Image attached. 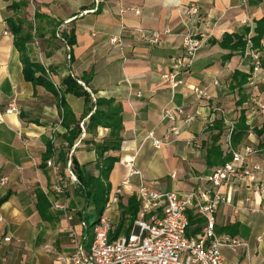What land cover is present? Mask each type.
Wrapping results in <instances>:
<instances>
[{
    "label": "crops",
    "instance_id": "crops-1",
    "mask_svg": "<svg viewBox=\"0 0 264 264\" xmlns=\"http://www.w3.org/2000/svg\"><path fill=\"white\" fill-rule=\"evenodd\" d=\"M19 1H26L27 6L19 10L10 6ZM191 3L200 8L197 20L186 14ZM11 16L25 19L23 30L31 35L27 54L35 62L44 59L59 90L71 74L85 84L94 100L114 98L121 103L123 140L118 150L109 152L117 157L109 175V195L128 173L125 161L133 158L142 180L156 190L185 195L197 188L194 176L221 166L207 162V150L218 133L214 124L222 123L219 144L224 154L230 153L229 128L246 109L248 137L236 150L244 152L246 146H252L255 152L245 155L242 164H259L262 172L242 184L220 188L229 202L220 205L216 213V232L247 242L236 251L220 248L229 264H264V133H257L264 122L249 102L237 103L240 90L231 86L235 71L249 73L253 63L245 51L231 53L220 43L225 34H240L246 26L254 34L256 22L264 17V0H0V179L7 178L0 184V263L66 264L63 258L73 251L67 235L69 222L52 203L64 202L75 213L72 223L87 249L93 238L91 226L101 213L85 207L76 190L78 183L65 179L64 195L53 189L54 171L43 164L44 138L57 135L56 145L66 147L61 135L67 129L54 94L24 76L21 53L7 22ZM141 29L169 31L162 34L159 43L150 45L140 38ZM63 31L72 32L73 44L69 45ZM187 33L198 35L205 43L191 68L182 74L185 84L173 90L162 75L182 54ZM112 35H120L122 45L113 44ZM259 52L263 56L264 38ZM197 87H207L211 98H198ZM242 92L248 96L259 93L264 99V68L257 85L248 81ZM65 99L81 118L80 123H88L85 99L70 93ZM12 101H16L18 112L10 114L6 110ZM168 105L184 106L196 117L190 124L179 117L178 133L171 136L168 145L158 148L147 135L153 132L157 138L164 137L172 123L163 118ZM109 134L107 127L86 126L85 135L76 139L80 143L70 152L80 165L95 163L93 142L107 139ZM89 169L98 173L93 166ZM139 182L138 176L132 177L118 204L110 207L112 235L129 199L134 196L138 200ZM38 193L45 197L40 200L42 205ZM5 196L7 199L1 201ZM39 205L47 207L45 215ZM190 212L200 216L194 209L188 215ZM134 221L127 219L124 228L132 230ZM204 226L203 218L200 232L189 237L202 234ZM124 234L128 233L120 235Z\"/></svg>",
    "mask_w": 264,
    "mask_h": 264
},
{
    "label": "built area",
    "instance_id": "built-area-1",
    "mask_svg": "<svg viewBox=\"0 0 264 264\" xmlns=\"http://www.w3.org/2000/svg\"><path fill=\"white\" fill-rule=\"evenodd\" d=\"M186 14L193 19L200 18V8L196 3H191L186 8ZM169 29L143 30L139 32L140 38L150 44L159 43L161 36ZM110 41L113 44L122 45L123 39L120 35H112ZM205 39L194 33H187L182 42V54L175 59L171 69L163 73L162 77L171 85L173 90L185 84L182 74L188 71L194 63L195 57L203 47ZM38 45V44H37ZM38 47V46H37ZM245 53L251 58L253 63L249 84L257 85L263 71L261 53L253 48L251 33L247 36ZM70 59V55H68ZM47 76L53 80V73L42 60ZM84 84V83H83ZM218 84V81H214ZM58 88V85L55 84ZM198 98H211L207 87L194 89ZM249 103L254 112L263 117L264 122V99L259 93H251ZM8 113L18 112L16 101L8 106ZM179 117L185 123L194 121L196 114L187 113L184 106L168 105L164 108L163 118L171 121L169 128L163 138H157L153 132H149L147 138L152 139L156 147L168 145L170 138L176 135L179 127L176 124ZM82 127L81 136L85 135V121L80 123ZM231 125L228 141L231 146ZM51 139L56 143V137L51 135ZM80 143L76 140L73 147ZM252 146H246L244 152L232 151V158L223 165L214 168L208 174L194 176L199 182V186L185 195H180L173 190L159 191L147 185L142 180V173L136 165L135 158L125 161L128 173L121 183L109 195L104 211L100 214L98 221L93 227V238L89 248H85L79 234L73 225L75 213L69 209L64 202L55 201L52 203L54 209L64 212L69 222L67 235L73 251L63 259L66 264H229L223 254L221 247H228L236 251L241 246H247V242L231 235H218L216 232V213L220 205L229 202L227 195L223 194L220 188L223 185H238L244 183L248 178L254 177L256 173L262 172L259 164L244 166L243 157L254 153ZM72 151L67 162L69 177L72 182H77V175L73 168ZM47 165L54 171L55 183L53 189L56 193L64 195V175L54 158L47 161ZM138 176L140 182L136 191L139 201V211L134 221L133 229L130 233L120 235L116 239H111L112 221L109 215L111 206L118 204L120 196L126 187L131 184L132 177ZM7 178L0 179V184L4 185ZM194 209L205 219L203 233L197 237H189L187 228L190 225L188 211ZM0 219H2L0 215ZM81 224L85 227L86 221ZM9 239V238H6ZM261 240V238H258ZM2 264V263H0Z\"/></svg>",
    "mask_w": 264,
    "mask_h": 264
},
{
    "label": "trees",
    "instance_id": "trees-1",
    "mask_svg": "<svg viewBox=\"0 0 264 264\" xmlns=\"http://www.w3.org/2000/svg\"><path fill=\"white\" fill-rule=\"evenodd\" d=\"M15 10L23 9L27 6L26 1H19L10 5ZM8 26L14 35L15 46L21 53V60L23 62V72L27 80L39 83L47 87L56 97L57 104L60 110L61 122L66 127L67 131L61 135V143H66V147L56 145L51 137L44 138L46 144V151L43 155V164L46 166L50 158H54L55 162L60 168V172L64 175L67 181H71L67 169V162L70 155V150L73 147L75 140L82 134V127L80 119L77 118L67 104L65 95L70 93L77 97H83L86 103V112L84 116H88V123L85 122L87 128L96 129L98 126L107 127L110 129V134L107 139L93 142L94 148L97 152V160L95 163H86L80 165L72 154L73 168L77 175L78 183L76 190L78 194L85 200V207L92 206L97 212L102 213L109 198V175L113 168L117 157L109 154L111 150H118L121 147L123 140V114L122 105L114 98L98 97L93 99L92 94L86 89L85 84L81 83L74 75H68L62 82L63 89L60 90L55 86L54 82L47 76L44 65L41 62H35L30 59L27 54V45L31 40L29 32H24L23 24L25 19L20 16H11L7 18ZM254 34L251 33L249 26L244 27L243 31L233 34H225L221 40V45L231 49V53L235 50L244 52L247 44V36L251 33V41L253 48L262 50V39L264 38V17L256 22V27L253 29ZM66 36L69 45L73 44L72 32L62 33ZM258 50V51H259ZM262 64L264 66V54L261 56ZM251 73H244L235 71L232 77V88H239L240 98L237 101L239 105L244 102H249L250 95L242 92L244 85L249 81ZM88 85V81L85 82ZM214 127L218 129L217 136L213 139L212 144L207 150V162L210 165H223L232 158V151L236 150L240 144L248 137L249 124L246 119V109L240 111L238 119L233 123L231 132V148L230 153L224 154L219 144L221 135L224 131L221 122H216ZM230 130V128H229ZM259 135L264 133V124L257 129ZM57 138V135H54ZM90 166L95 167L98 173L89 169ZM5 196L1 201L6 200ZM39 204L40 200H45L43 193H38ZM39 205V207H41ZM42 214L45 215L47 207L39 208ZM139 211V202L136 197L132 196L124 211V216L120 221L118 227L111 233V239H116L122 232L129 233L131 228H124L127 219L133 222ZM190 225L187 228V235L191 236L200 232L202 217L189 213ZM87 223V222H86ZM96 223V222H95ZM95 223L91 226L94 227Z\"/></svg>",
    "mask_w": 264,
    "mask_h": 264
},
{
    "label": "rangeland",
    "instance_id": "rangeland-1",
    "mask_svg": "<svg viewBox=\"0 0 264 264\" xmlns=\"http://www.w3.org/2000/svg\"><path fill=\"white\" fill-rule=\"evenodd\" d=\"M41 59V58H40ZM42 60L44 61V59L42 58ZM45 62V61H44ZM50 70H51V68H50Z\"/></svg>",
    "mask_w": 264,
    "mask_h": 264
}]
</instances>
